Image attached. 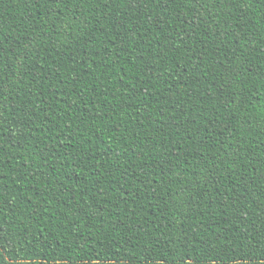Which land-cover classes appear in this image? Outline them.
Returning <instances> with one entry per match:
<instances>
[{
    "label": "trees",
    "instance_id": "obj_1",
    "mask_svg": "<svg viewBox=\"0 0 264 264\" xmlns=\"http://www.w3.org/2000/svg\"><path fill=\"white\" fill-rule=\"evenodd\" d=\"M0 264H264V0H0Z\"/></svg>",
    "mask_w": 264,
    "mask_h": 264
}]
</instances>
